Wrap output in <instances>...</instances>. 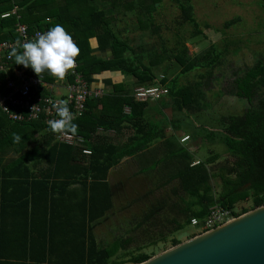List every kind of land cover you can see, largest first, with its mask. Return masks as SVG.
Listing matches in <instances>:
<instances>
[{
    "label": "trees",
    "instance_id": "trees-1",
    "mask_svg": "<svg viewBox=\"0 0 264 264\" xmlns=\"http://www.w3.org/2000/svg\"><path fill=\"white\" fill-rule=\"evenodd\" d=\"M170 1L181 10L183 22L194 25L192 38L204 37L191 0ZM157 10L154 0H0V43L20 41L18 25L34 35L60 24L80 49L78 72L90 86L104 73L126 78L121 83L104 80V86L112 91L87 100L82 116L72 121L77 132L67 133L83 138L77 146L60 143L61 134L53 133L43 117L12 122L0 111V163L5 164L0 169V264H119L126 257L119 251L134 238L113 236V243L100 242L96 230L115 210L111 171L129 157L150 161L137 175L159 179L145 197L168 188L172 195L148 205L129 233L137 235L144 228L146 234L155 229L166 209L173 216L168 223L182 231L193 220L197 228L202 227L213 209L229 211L231 218H237L234 207L240 201L250 199V211L264 206V56L251 67L233 72L228 94L219 90L212 95L213 100L230 95L245 101L246 111L222 116L220 126L213 130L207 126L199 129L204 124L195 128V133L209 142L220 139L227 155L235 160V165L211 173L209 167L216 159L194 160L195 154L176 139L184 130L180 122L173 123L165 112L175 110L195 120L212 107L206 95L211 92L216 70L230 53L228 43L224 52L214 43L195 56L189 54L181 38L168 52H156L155 45L153 49L142 44L134 47L136 40L129 39V32L150 31L159 36L160 27L154 24ZM7 14L9 17L3 18ZM129 14L133 18L127 20ZM117 15L126 21L123 28L117 26ZM91 39H96L99 51H110L111 57H97ZM25 69L27 75L34 73ZM190 74L195 75V81H180ZM41 75L49 85L58 80ZM72 83L74 77L65 76L64 84ZM151 86L165 89L167 94L156 101L135 99L137 88ZM40 93L52 96L47 89ZM157 116L162 120L157 121ZM163 123H168L174 134L164 132ZM128 131L132 134L124 142L113 140V134L122 136ZM14 136H19V141H14ZM162 137H166L164 157L149 151ZM85 150L91 154H84ZM41 166L45 168L38 175L35 169ZM214 179L226 187L219 195ZM168 201L173 202L168 205ZM173 244L181 243L173 240ZM130 256L131 264L152 258L143 252Z\"/></svg>",
    "mask_w": 264,
    "mask_h": 264
},
{
    "label": "rangeland",
    "instance_id": "rangeland-1",
    "mask_svg": "<svg viewBox=\"0 0 264 264\" xmlns=\"http://www.w3.org/2000/svg\"><path fill=\"white\" fill-rule=\"evenodd\" d=\"M154 1L157 3L158 8L154 13V24L160 27L159 36H154L150 31L143 33L139 31L129 32L127 34L129 39L136 40L132 44L134 47L142 44L146 49H153L155 45L156 52L162 53L164 49L168 52L169 48H173L176 42L180 40L179 38H181V41L185 42L189 54L195 56L214 43L218 44L219 49L224 52V46L228 43L230 53L227 55L223 65L216 70V77L214 76L211 84V92L206 95L207 101L212 104V107L207 109L199 119L196 118L195 120L187 118L175 110L165 112V115L173 123L179 121L181 124L179 125L184 129L183 135L180 134L181 137L178 135V142L185 145L191 153L195 154L194 160L216 159L209 169L211 173H217L224 166L235 165V160L227 155L225 148L220 144V139L209 142L203 136L197 135L195 128L200 124H204L203 128L199 129L204 130L205 126H207L208 130H213V127L220 126L219 120L222 116L228 114L242 115L248 108L245 101L230 95H225L221 99L216 100H213L212 95L219 90L226 92L232 84L234 71L251 67L256 59L264 56V0H191L194 18L204 34V37L200 35L193 38L194 25L183 22L181 10L175 3L170 0ZM119 15H117L118 17L116 16L115 21L117 26L123 28L126 26V21H123ZM130 17H132V14L127 16V20ZM206 25L209 27L206 28ZM127 28L130 31L133 29L130 25H127ZM93 47L97 48L95 41H93ZM235 50H238L237 54L234 53ZM97 51L98 48L95 49L94 53L98 54ZM99 54L97 56L100 58L102 54ZM160 75L162 74L160 73ZM195 80L194 74L180 79L184 84ZM113 81L121 83L125 82L126 78H120L119 76L116 79L114 78ZM108 91H112V88L106 90V92ZM225 94L228 93L226 92ZM159 119L162 120L161 117L156 120L159 121ZM163 127L164 132L167 133H171L173 130L168 123H163ZM131 134L132 131L126 132L121 140L125 141ZM188 136L191 138L184 141ZM155 150L159 153V156L164 157L166 154L165 143L158 144ZM146 155L149 156L148 154ZM147 164L150 165V162L141 159V157H129L121 162L117 167L118 169L115 168L117 173H112L110 176V182L115 193V210L110 212L108 221L98 226L96 237L100 242L108 241L109 243H113L114 237L117 236L125 239L134 238L132 243L126 245L124 251H119V255L122 253L126 254V257H122L123 260H120L119 264H131L129 262L131 253L143 252L154 258L174 248L173 240L183 244L207 233L208 230L204 226L197 228L192 223L191 226H187L182 231H175V226L170 225L167 221L173 216L166 209L161 214V224L155 229H148L146 234H144V228L139 230L137 235L129 233L136 226V223L141 220L148 205L155 203L161 198L172 197L170 194L171 188L157 191L153 195L145 197L146 193L154 188L152 184L158 183L159 180L158 177H153L152 179L149 177V179L145 176L146 174L137 175ZM160 167L162 169L164 165ZM213 185L218 195L226 189L221 180L217 181L214 179ZM172 202L168 201V205ZM251 205L250 199L240 201L235 205L234 212L241 217L253 211H250ZM243 210L249 212L243 214ZM234 219L236 218L230 217L227 221ZM159 234H163L165 237L162 238ZM111 236H114L113 239ZM116 259L117 257L113 261Z\"/></svg>",
    "mask_w": 264,
    "mask_h": 264
},
{
    "label": "built area",
    "instance_id": "built-area-1",
    "mask_svg": "<svg viewBox=\"0 0 264 264\" xmlns=\"http://www.w3.org/2000/svg\"><path fill=\"white\" fill-rule=\"evenodd\" d=\"M15 14V11L13 12ZM9 17L4 15L3 18ZM46 32V31H45ZM17 33L21 40L16 43H0V111L4 113L12 122L38 121L42 117L47 125L49 121L58 120L60 117L56 113V105L64 101L70 112L74 114L73 121L81 117L85 111L86 103L89 98H100L106 90L98 86H90L78 72L79 64L76 59L74 69L70 70L66 76H73L74 83L66 85V95L64 99L53 96L44 97L41 91L48 90L49 84L45 82L44 76L41 78L32 73L26 74L25 68H18L14 65V58L10 57L13 48L22 51V45L25 42L32 41L36 38L29 35L27 27L24 25L17 26ZM33 71L31 68H29ZM41 87L42 89H37ZM167 94L165 89L156 86L140 87L134 92L137 101H156L161 96ZM126 113H130L129 108H125ZM185 139L184 141H187ZM58 141L69 146H77L84 142L83 138L71 134H61ZM84 154L90 155V151H84ZM230 218V212L222 209H213L211 214L205 219L204 227L207 232L226 224ZM194 225L197 221L193 220Z\"/></svg>",
    "mask_w": 264,
    "mask_h": 264
},
{
    "label": "water",
    "instance_id": "water-1",
    "mask_svg": "<svg viewBox=\"0 0 264 264\" xmlns=\"http://www.w3.org/2000/svg\"><path fill=\"white\" fill-rule=\"evenodd\" d=\"M142 264H264V206Z\"/></svg>",
    "mask_w": 264,
    "mask_h": 264
},
{
    "label": "clouds",
    "instance_id": "clouds-1",
    "mask_svg": "<svg viewBox=\"0 0 264 264\" xmlns=\"http://www.w3.org/2000/svg\"><path fill=\"white\" fill-rule=\"evenodd\" d=\"M80 49L65 28L56 24L44 33H37L32 41L23 43L22 51L13 48L10 57L15 64L31 68L41 78V74H48L58 80H63L70 70L74 69L76 57ZM56 107L58 120L49 121V128L53 133L75 134L77 125L72 123L74 114L70 112L64 101ZM14 136V141H19Z\"/></svg>",
    "mask_w": 264,
    "mask_h": 264
},
{
    "label": "crops",
    "instance_id": "crops-1",
    "mask_svg": "<svg viewBox=\"0 0 264 264\" xmlns=\"http://www.w3.org/2000/svg\"><path fill=\"white\" fill-rule=\"evenodd\" d=\"M93 41L96 42V39H91L92 47H93ZM95 49H97V48L93 47V51H95ZM97 52H98V54H95V55H100L99 53L102 54V56L100 58L107 59V58L111 57L110 51H103L102 52V51H99V49H98ZM119 76H120V78H123V76L121 74H119V73H104L100 77H98V82L96 83L95 86L102 87V88L104 87V89L108 90V89H110V87H105L104 84H103V81L106 80V79H110V78L112 80H114V78L116 79ZM47 92H50V94H52V96L55 97V98H61V99L64 98L65 95H66V84H64V79L63 80H56L53 85L50 84ZM173 132L174 131L172 130L170 134L172 135ZM177 134L175 136H177ZM180 134L183 135V133H180ZM181 135H180V137H181ZM124 136H125V134L122 135V136H117V135L113 134V140L115 142H124V141L121 140ZM167 137H169V134H167ZM164 138H166V137H162L161 140L155 142L154 145L152 147H150L149 151H152L154 153L156 151L155 149H156L157 145L158 144H162L164 142V140H163ZM178 138L179 137L176 138L177 141H178ZM2 165H5V164H1L0 163V169H2ZM44 168H45L44 166H41V168L37 167V169H35V173L39 175L41 173V171L44 170ZM37 171H39V172H37ZM112 173H117V170L113 169L111 171V174ZM8 196L9 195H7L6 197H8ZM11 196H13V195H11Z\"/></svg>",
    "mask_w": 264,
    "mask_h": 264
}]
</instances>
